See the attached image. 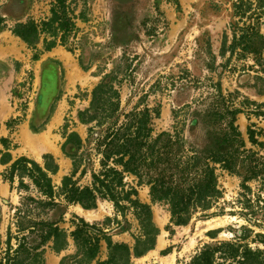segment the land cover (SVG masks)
<instances>
[{"label":"rangeland","instance_id":"obj_1","mask_svg":"<svg viewBox=\"0 0 264 264\" xmlns=\"http://www.w3.org/2000/svg\"><path fill=\"white\" fill-rule=\"evenodd\" d=\"M234 1L64 0L77 29L62 39L59 31L54 37L44 31L30 46L11 28L29 21L42 27L51 18L56 1L0 0V14L6 23L0 30L1 255L9 234L13 247L17 245L18 208L24 198L38 195L31 180L19 171L13 174L12 182L8 180L11 164L25 156L43 165V156L51 154L58 171L50 176L59 194L63 177L73 170L71 158L63 151L65 135L77 132L86 140L88 125L80 122L78 112L90 106L93 89L108 74L120 90L121 113L135 107H158L160 115L152 120L153 134L176 127L188 147L206 142L207 127L204 123L194 127L193 120L202 118L196 112L218 105L210 101L220 91L226 103L244 111L237 115L236 124L247 148L264 156V146L251 144L247 133L252 126L264 143V71L252 55L220 54L224 35L231 40ZM260 31L264 37V18ZM45 38L58 44L45 50ZM89 146L84 147L88 161L80 167L86 165L88 171L75 177L79 185H89L90 170L100 168V156ZM216 174L220 196L186 225L172 224L168 205L153 203L148 185L138 184L132 174L125 176V189H136L137 198L151 205L152 219L160 230L155 248L133 258L131 264H189L204 246L218 242L239 241L264 250L262 181H244L220 165ZM58 199L56 209L31 210L30 219L58 221L70 233L73 222L82 218L113 241L134 245L139 225L131 207L117 211L112 201L99 199L96 208L84 209L65 203L61 196ZM121 203L128 206L125 200ZM76 252L70 238L68 247L60 252L46 248L45 264H59ZM108 254L102 240L97 258L106 260ZM68 262L77 264L75 260Z\"/></svg>","mask_w":264,"mask_h":264},{"label":"trees","instance_id":"obj_2","mask_svg":"<svg viewBox=\"0 0 264 264\" xmlns=\"http://www.w3.org/2000/svg\"><path fill=\"white\" fill-rule=\"evenodd\" d=\"M52 16L40 27L36 22L17 23L11 31L25 43L34 46L43 32L51 37L61 32V39L77 29L68 15L64 0H54ZM231 40L224 35L220 54H238L242 57L252 55L264 71V37L260 25L264 18V0H235L233 2ZM56 24V25H55ZM6 27L5 19L0 14V30ZM45 50L55 47V39H44ZM113 75L108 74L92 91L90 106L78 112V119L88 125V136L84 141L77 132L65 135L64 153L71 158L73 170L65 175L57 194L51 174L58 171L51 154L43 156V165L25 156L16 159L9 168L8 180L19 171L22 177L31 180L37 189V196H27L18 208V240L16 247L11 244L8 235L6 249L2 253L0 235V264H45V251L50 247L56 252L66 249L72 238L77 252L63 258L59 264H131L132 259L141 257L155 248L160 232L152 219L151 205L137 198L134 188L125 189L124 179L132 174L138 184L149 186L151 201L168 205L170 222L174 225H186L198 211H206L220 196L216 166L243 177L244 181L260 179L264 188V156L247 148L242 132L236 124L237 115L242 108L226 103L224 95L217 90L211 101L219 102L196 115L193 126L204 123L206 142L202 146H187L181 130L162 131L153 134L152 120L159 117V108L148 106L135 107L129 112H120V90L113 84ZM217 98V99H216ZM259 105V104H258ZM154 113V114H153ZM248 139L251 144L264 146L256 137V130L249 126ZM85 145L95 150L100 156L98 170L92 168L91 183L79 185L77 173L85 175L88 161ZM93 145V146H92ZM70 147L72 151L68 152ZM3 161V160H2ZM5 162V161H3ZM7 179L6 175L4 176ZM21 185L27 186L23 181ZM134 197H131V196ZM58 196L67 204H79L84 209L97 207L99 199L114 203L117 211L131 207L139 225V233L134 236L133 246L115 242L94 224L82 218L73 222L74 230L68 233L51 219L31 220V210H53L59 205ZM128 202V206L121 203ZM26 207V208H23ZM245 236V234H243ZM241 238V237H240ZM105 241L109 250L108 258H97L101 241ZM223 261L236 264H264V250L235 242H218L203 247L189 264H222Z\"/></svg>","mask_w":264,"mask_h":264}]
</instances>
